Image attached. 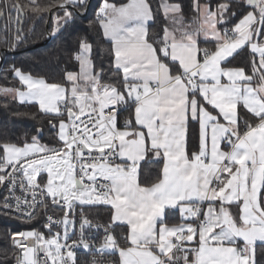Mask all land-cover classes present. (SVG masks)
I'll use <instances>...</instances> for the list:
<instances>
[{
  "label": "snow or ice",
  "instance_id": "1",
  "mask_svg": "<svg viewBox=\"0 0 264 264\" xmlns=\"http://www.w3.org/2000/svg\"><path fill=\"white\" fill-rule=\"evenodd\" d=\"M5 16L13 50L27 18L100 39L70 32L59 79L4 69L0 109L35 106L11 114L49 137L0 127V216L32 225L5 230L0 264H264V0H0Z\"/></svg>",
  "mask_w": 264,
  "mask_h": 264
},
{
  "label": "trees",
  "instance_id": "2",
  "mask_svg": "<svg viewBox=\"0 0 264 264\" xmlns=\"http://www.w3.org/2000/svg\"><path fill=\"white\" fill-rule=\"evenodd\" d=\"M41 2H47V0H41ZM93 5L98 3V0H92ZM92 16V10H89L88 18ZM5 17L2 18L4 20ZM47 21L34 20L32 18H27L22 22V27L25 34L28 36V39L25 40L19 47L15 48V55L5 56L3 64L0 67V84L8 86H18L17 82L14 81L11 73L5 74L4 69L9 67L12 64L22 68L24 71H30L33 74H43L49 77L59 79L62 73V70L67 67L69 70H76L75 66L71 63L65 62L63 58H56L52 53L60 48L66 47L72 41L69 33L72 32L73 35L76 32L83 33L88 31L86 29V22H78L75 29H69L68 32L63 34H58L57 36H52L51 39L43 44L45 41V28ZM13 26V28H12ZM11 30H9L10 36L9 41L4 37L7 35L1 33L0 30V49L4 48L6 45H9L10 48L14 43L15 36V27L16 25L12 23ZM50 28V25H49ZM32 29V31H29ZM89 38L94 42L99 41V36L95 31H88ZM40 44L37 47L34 45ZM12 49V48H11ZM13 50V49H12ZM0 103H3V98L0 97ZM11 112H20V113H29L35 114L37 109L32 105H19L18 103H13L11 106ZM11 112H5L3 109H0V127L6 126L11 132L19 134L23 131H34L37 126H44V140L47 141L49 137V130L46 125V121L43 118L37 116L36 119H32L31 115L23 117H14ZM93 217L99 216L101 222L107 219V213L104 208L101 207L96 211L91 213ZM29 224H23L19 220H12L6 217L0 216V249H3L8 246L7 240L4 237V232L7 228H24L29 227Z\"/></svg>",
  "mask_w": 264,
  "mask_h": 264
},
{
  "label": "rangeland",
  "instance_id": "3",
  "mask_svg": "<svg viewBox=\"0 0 264 264\" xmlns=\"http://www.w3.org/2000/svg\"><path fill=\"white\" fill-rule=\"evenodd\" d=\"M11 26H12V24H10L8 22L6 16H5V19L0 22V30H1V33H5L6 31L8 32L7 35H4V37H2V38H6L8 41H9V36H10V33H11V32H9V30H11ZM12 28H13V26H12ZM2 49L11 50V51L15 52V50H12L9 45H6Z\"/></svg>",
  "mask_w": 264,
  "mask_h": 264
},
{
  "label": "water",
  "instance_id": "4",
  "mask_svg": "<svg viewBox=\"0 0 264 264\" xmlns=\"http://www.w3.org/2000/svg\"><path fill=\"white\" fill-rule=\"evenodd\" d=\"M3 17H0V22L2 21ZM49 29V24H46V28H45V33L47 32V30ZM51 39V37H47L45 39V41L43 42V44H45L46 42H48ZM40 44L34 45L33 47H37ZM10 55H15V52L11 51V50H6V49H0V67L3 64V60L5 56H10Z\"/></svg>",
  "mask_w": 264,
  "mask_h": 264
},
{
  "label": "built area",
  "instance_id": "5",
  "mask_svg": "<svg viewBox=\"0 0 264 264\" xmlns=\"http://www.w3.org/2000/svg\"><path fill=\"white\" fill-rule=\"evenodd\" d=\"M57 215H59L60 213L57 211L56 213ZM32 225H30L29 227H31ZM38 226V225H37ZM24 228H27V227H24ZM13 230H16V229H23V228H12ZM86 257L84 256V254L81 252V259H85Z\"/></svg>",
  "mask_w": 264,
  "mask_h": 264
}]
</instances>
